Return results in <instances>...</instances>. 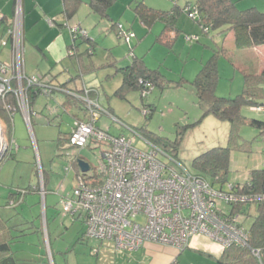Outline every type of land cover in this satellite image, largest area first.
<instances>
[{
	"label": "rangeland",
	"instance_id": "1",
	"mask_svg": "<svg viewBox=\"0 0 264 264\" xmlns=\"http://www.w3.org/2000/svg\"><path fill=\"white\" fill-rule=\"evenodd\" d=\"M193 1L146 0L151 6L163 10H170L176 4L185 7ZM254 4L259 9L264 10V0H238L239 8L246 9ZM134 5L133 0L131 2L129 0H116L110 8V17L96 15V19L87 17L84 20H77L75 17L66 20V22L65 20L59 21L65 24L62 25V29L71 31L72 26L81 25L82 27L85 26L86 29H84L88 36L92 35L91 41L87 42L86 39L80 37L78 42L81 44V49L87 50L90 47L89 52L86 53L88 54L86 61L89 62L90 57L96 64V69L91 73L99 85L96 88L99 89L100 103L106 107L109 106L112 110L110 114H101L97 125L114 135L121 132L129 134L131 131L124 127L127 125L137 132H141L144 128L161 136L170 143L169 149L171 151L168 150L169 153L178 158L183 166L191 171L192 160L197 155L212 147L227 145L231 129V124L228 121L220 120L214 115H207L198 124L190 126L202 116V110L198 105L192 84L193 79L202 64L212 55L214 48L225 44L231 47L232 58L221 55L218 59L219 80L216 93L223 97H235L243 91L244 79L242 71L234 66V62L242 65L245 63L253 68L264 65V45L239 48L236 46L233 33L226 37L217 30L204 31L202 25L185 9L181 11L177 20L178 31H173L174 34L176 32L178 34L172 46H169L162 41H157V36L162 32L164 23L158 20L150 28L145 27L134 14ZM115 22L117 25L114 26ZM55 25L59 27L58 24L55 23ZM2 30L3 26L0 27V33ZM120 32H122L121 35ZM125 33L134 34L130 42L125 39ZM189 36H193L194 39L189 40ZM131 46H134L135 54L144 57L149 67L159 68L169 79L175 82L163 90L153 87L144 99L138 90H128L124 96L116 95L115 92L122 83V74L117 73L115 67L109 65L108 62H111L108 57L109 51L112 52L113 57L122 60V65H124L131 60ZM74 60L77 63V59L74 58ZM71 64V61L63 63V65ZM63 65L58 66V68H51L52 72L63 71ZM62 71L60 72L61 75L64 74ZM35 74L40 75L41 73ZM182 77L185 78V82L175 86ZM64 96L62 92L54 91L50 96L39 95L38 98L40 99L37 100V104L35 103V106L33 104L32 107L37 114L33 119L36 144L30 134L23 112L16 110L14 114L13 120L21 119L23 121V126L20 127L17 123L15 130L17 133L15 138L20 137L22 139V142L16 140L14 144V153L19 155L20 159L18 157L8 158L2 164L0 174L5 181H9L6 183H10L9 185L15 189H27L30 186H40L41 188L40 193L35 195L38 197L37 203H21L11 210L15 213L18 212V215L25 217L30 220V223H35L39 227L38 232H31L23 236L20 241L15 242L14 249L18 251L16 254L20 258L24 252L29 254L37 252L39 246L44 251L46 250L51 257L54 244L55 249L59 248V250L65 251V254L68 253L70 264H75V260L79 258L92 259L93 262L99 263V261L104 260L103 257L105 256L101 250L98 252L99 241L86 236V226L82 221L83 219H74L65 213L60 200L72 192L77 185L76 172L79 169L73 165L75 158L80 156L79 158L88 161L90 166L98 168L101 151L107 148V143L105 141H92L89 146L78 148L67 146L66 142L60 148L58 138L60 135H69L74 121L73 115L78 114L81 117L84 114L76 107L64 110L62 107V103L65 101ZM145 104L155 105V110L151 116H145ZM243 112L246 116L264 119V108L258 110L248 107L244 108ZM49 114L52 117H59V120L56 118L55 123H44V116L47 118ZM6 125L7 122L4 125L5 136L7 140L11 141L14 139L12 136L14 128L10 124L11 138ZM257 131L250 125H243L240 128L241 139H253L254 133ZM138 140V147L151 148L145 140L140 138ZM177 141L178 145L174 149L173 145ZM251 147L252 152L232 151L228 174L229 182L245 179L246 172L264 159L260 140H255ZM165 161L168 160L165 159ZM68 166L71 167L69 171L66 170ZM42 172L46 177V186ZM227 185L228 183L225 184L224 189H227ZM42 190L45 191L44 195ZM29 196L32 195L29 194ZM248 212L241 213L239 216V222L246 229H249L253 223L254 206ZM14 217L12 216V219ZM11 221L10 223L14 225L15 223ZM26 231L29 232V230ZM82 232L86 241L78 239ZM56 257L61 263V254H56ZM201 260L202 257L200 256Z\"/></svg>",
	"mask_w": 264,
	"mask_h": 264
},
{
	"label": "built area",
	"instance_id": "2",
	"mask_svg": "<svg viewBox=\"0 0 264 264\" xmlns=\"http://www.w3.org/2000/svg\"><path fill=\"white\" fill-rule=\"evenodd\" d=\"M185 9L196 20L200 17L195 6L189 5ZM23 13L24 0H15V18L10 22L0 9V27L6 29L1 46L12 43L10 60L0 59V99L9 112L10 124L14 123L16 110L23 112L36 142L33 130L36 111L30 104V90L38 89L39 95L45 96H50L54 91L62 92L78 99L84 108L83 116L73 117L67 146L84 148L92 141L107 143V148L101 151L99 167L91 166L88 172H77V185L60 200L65 213L73 218L84 216L86 236L112 243L120 251H135L152 242L172 246L181 252L197 235L211 238L223 249L232 245L248 246L249 231L239 222L240 214L232 213L230 206L264 200V194H237L233 192L231 183H228L227 189L218 188L127 125L124 127L131 131L129 134L121 132L114 135L102 129L97 125L98 120L101 114H110L111 111L100 103L98 88L83 83L81 89L75 91L52 76L29 75L23 54ZM70 30L73 43L80 37H88L81 25L72 26ZM133 35L125 33L124 37L130 42ZM188 39L194 37L189 36ZM70 52L75 54L76 51L73 49ZM150 90L143 92V98ZM9 98L15 100V106L9 105ZM263 108L260 106L257 109ZM5 123L0 116V153L8 152L15 143L7 140ZM6 128L9 130V124ZM139 138L150 144L151 148L138 147ZM78 158H75L77 163ZM70 169L66 167V170ZM17 192L21 193L12 196L9 207H16L23 201L25 190ZM42 193L44 195L45 191L42 190ZM252 252L260 255L259 249H252ZM170 264H176V260Z\"/></svg>",
	"mask_w": 264,
	"mask_h": 264
},
{
	"label": "trees",
	"instance_id": "3",
	"mask_svg": "<svg viewBox=\"0 0 264 264\" xmlns=\"http://www.w3.org/2000/svg\"><path fill=\"white\" fill-rule=\"evenodd\" d=\"M115 1L88 0L87 3L92 12L100 16L110 17L109 9ZM134 2L133 10L136 17L140 19L145 27L150 28L158 20L164 23V28L157 36V41H162L169 46H172L178 34L177 32L173 33V31H178L176 26L178 17L181 11L185 10L189 5L195 6L198 9L200 17L197 21L202 25L204 31L217 30L226 37L230 32H233L236 46L239 48L264 45V10L256 6L241 9L234 0H194L185 7L176 4L170 10H163L150 6L145 0H134ZM81 3L82 0H64V15L68 18L74 16ZM115 25H117V22L114 23ZM84 39L87 42L92 40L90 36ZM77 43H73L70 47V50L75 49V56L78 55ZM133 47H130L132 55L128 63L122 65L115 59H111V62H108L109 65L115 67L117 73L120 72L122 74V83L116 90V95L124 96L128 90H138L142 95L145 90H150L153 87L163 90L170 87L172 82H175L169 79L159 68L149 67L143 56L134 53ZM89 50L90 47H88L86 53ZM221 55L232 58V50L225 47L224 44L214 48L212 55L202 64L192 81L198 105L202 110V116L197 122L190 124V126L198 124L207 115H214L218 119L228 121L231 124L229 140L225 146H215L197 155L192 160L191 171L206 177L220 189H224L226 183H231L233 185V192L237 194L252 196L264 194V165L253 168L248 178L242 183L239 181L229 182L228 180L230 158L233 150L252 152V143L255 140H260L262 143L261 152L264 155V119L252 118L246 116L243 112L244 108L257 109L262 105L264 106V66L262 64L258 68H253L251 65L245 63L242 65L234 62V66L239 68L243 73L244 89L235 97L219 96L216 93V87L219 80L218 59ZM74 78L72 79L74 80ZM184 82L185 78L182 77V79L177 81L178 84H175V86L181 85ZM63 85L70 87L67 83ZM70 88L75 91L81 89V87L75 86H71ZM39 92L38 89L30 90L31 106H33L35 99L39 96ZM64 97L65 101L62 103L64 110H68L70 107H77L80 110L84 109L78 99L68 95ZM7 102L10 106H15L16 104L13 98H9ZM145 109H147L145 116H151L155 110V105L145 104ZM8 113L4 101L0 99V116L6 117V122L9 124L8 134L11 135ZM76 116L73 115V117ZM51 121L49 123H52ZM243 125H250L258 130L253 139H241L240 128ZM140 133L149 141L169 152L168 150H170L171 146L165 138L155 135L144 128H142ZM69 135L59 136L58 143L60 148L68 142ZM177 145L178 141L174 143V149ZM14 155V146H12L3 158L0 168L8 158H13ZM73 162V165H76L79 169L77 172H79L80 167L77 161L74 160ZM43 180L46 186L45 175H43ZM23 190H25V195L30 192H40L41 188L40 186H30ZM20 193L14 192V195H20ZM232 205L230 206V210L235 214L247 213L254 206L255 215L253 223L248 229L249 244L248 246L232 245L225 248L219 261L223 264H264V200L239 202ZM20 225L23 224L13 225L10 223L9 218L6 219L0 215V264H21L16 250L13 248V244L20 241L23 236L31 233L37 226L29 225L26 228H19ZM26 230H29V232L27 233ZM252 249H259L260 255L256 256L252 252Z\"/></svg>",
	"mask_w": 264,
	"mask_h": 264
},
{
	"label": "crops",
	"instance_id": "4",
	"mask_svg": "<svg viewBox=\"0 0 264 264\" xmlns=\"http://www.w3.org/2000/svg\"><path fill=\"white\" fill-rule=\"evenodd\" d=\"M131 1L132 0H129V2ZM234 1H236L238 5V0H234ZM87 2L88 0H82V3L79 5L78 10L74 14V16L68 18L64 15L63 12L64 0H24L23 54H24L25 69L29 75H35V73L37 72H40L41 74H48L49 76H52L56 81L62 84L67 83L70 87L71 86L81 87L83 83L87 84L88 86L99 87L97 81L95 80V78L92 77V73H91L94 69H96V64L93 62L92 58L90 57H89L90 63L86 61L87 59L86 56H88V54L84 52L86 49L85 50L81 49L80 46L81 44L78 41H77L78 55L75 56L70 52L71 51L70 47L73 44L71 31L62 29V27L65 24L60 23L59 21V20H65L66 22V20H70L71 18H75V17H77V20H81V19L84 20L87 17L89 18L93 17V19H96L97 16L100 15L92 12ZM251 6L258 7L256 4ZM0 9L6 16V20H8L9 22L11 20H14L15 0H0ZM109 14H110V9H109ZM55 23L58 24L59 27L56 26ZM82 28H85V26ZM5 30L6 29L3 26V30L0 33V59L10 60L12 55V43L8 42L6 46H1V40L6 36ZM91 36L92 35H90V37ZM224 46L227 47L228 49L231 48L225 44ZM108 57L110 58V60L115 59L119 61L120 64H123L122 60H118L112 56L111 51H109ZM74 58L77 59V63H75ZM67 61H71L72 64L63 65V63ZM60 65H63V71L60 70V72L62 71V73L64 74L61 75L60 72L53 73L51 68H58V66ZM73 77H75L74 80L72 79ZM39 99L40 98L38 97L35 99L33 103L34 106L35 103L37 104V100ZM107 108L109 110L111 109L109 106ZM77 109L80 110L79 108ZM110 111L112 112V110ZM74 115H78V114H74ZM35 116H37V114ZM2 118L4 119V121H6V117H2ZM45 118L46 117L44 116V120H45L44 123L46 122L48 124L55 123L56 118L57 120H59V117L57 116L52 117L50 114L49 116H47L46 119ZM49 121H51L52 123H49ZM13 122L14 123L12 125L14 128V132L12 133L11 130V133L13 134L12 136L14 139H12V141L16 142V140H19L20 142H22V139L20 137H17V139L15 138V136H17L15 130L17 127V123L19 124L20 127L23 126V121L21 119L20 120L14 119ZM17 146H21V145H17ZM16 157L19 158V155L15 154L14 158ZM263 160L260 161L259 163H256L255 166H253L250 170L246 172L245 179L243 180L238 179V181L241 183L244 182L248 178L249 173L253 168L262 167L263 165H261V163H263ZM6 182L9 181H5L4 177L1 176L0 174V215H2L6 219L9 218L10 221L13 220L11 222H14L15 224H23L20 225L19 228L22 227L26 228L28 224L34 226L35 223H30V220L26 219L21 215H18V212L15 213L11 211L15 207H9L8 202L12 198V196H15L14 192H17L20 189H15L11 187V185H9L10 183H6ZM233 182H237V181H233ZM39 193L40 192L35 191L25 194L23 197V201L21 203L23 204L28 202H31V204L37 203L38 197L35 195H38ZM29 194L32 196H29ZM12 216L13 217L15 216L14 219H12ZM75 218H82L83 223H85V218L83 215H77L75 216ZM24 223L25 224L28 223V224L24 225ZM38 228L39 227L37 226L31 232L32 233L38 232L39 231ZM82 233L78 237L79 240L80 239L84 240L85 238L84 233L83 234ZM98 241L100 247H102V249H100L99 247L98 252L99 250H101V252L105 254V256L103 257L104 260L99 261V263H97V262H93L92 259L79 258L75 260V264H170L174 260H176V264H223L219 261V258L222 256L224 249L220 246L219 243L215 242L214 240L204 235H197L193 237L189 246L181 252L172 246H167L152 242L146 243L141 248L135 251H126V250L120 251L117 250L112 243L101 242L100 240ZM13 248H14V244H13ZM37 248H38L36 250L37 252H31V254L27 252L22 253L21 257L19 258L21 264H70V257L69 255H67L68 253L65 254V251H62L61 249L59 250V248L55 249L54 244H53L51 257L46 250L44 251L43 248L39 246ZM16 252L18 254V251ZM56 254H61V258H62L61 263L58 262ZM200 256L202 257L201 261H200Z\"/></svg>",
	"mask_w": 264,
	"mask_h": 264
},
{
	"label": "water",
	"instance_id": "5",
	"mask_svg": "<svg viewBox=\"0 0 264 264\" xmlns=\"http://www.w3.org/2000/svg\"><path fill=\"white\" fill-rule=\"evenodd\" d=\"M6 153H7L6 150L0 153V161L5 157ZM78 166L80 167L82 172H88L91 168L89 162L83 158L78 159Z\"/></svg>",
	"mask_w": 264,
	"mask_h": 264
}]
</instances>
